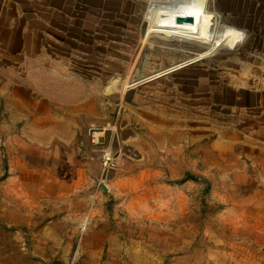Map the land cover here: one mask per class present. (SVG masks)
<instances>
[{"label":"rangeland","instance_id":"obj_1","mask_svg":"<svg viewBox=\"0 0 264 264\" xmlns=\"http://www.w3.org/2000/svg\"><path fill=\"white\" fill-rule=\"evenodd\" d=\"M11 1L29 53L6 63L46 66L53 116L85 113V133L68 195L5 182L1 159L0 264H264V0H209L257 43L206 58L148 36L146 0ZM110 121L115 137L91 145L87 128Z\"/></svg>","mask_w":264,"mask_h":264},{"label":"crops","instance_id":"obj_2","mask_svg":"<svg viewBox=\"0 0 264 264\" xmlns=\"http://www.w3.org/2000/svg\"><path fill=\"white\" fill-rule=\"evenodd\" d=\"M9 9L12 16L7 18ZM20 11V4L0 0V32L12 31L11 39H6L7 35L4 40L0 38V161L7 159L5 182L19 186L28 179L32 180L29 184L38 187V196L68 195V149L69 145L73 150L83 146L80 137L85 127H81L79 120L84 119L85 113L77 112L76 118L53 116L52 72L46 66H38L36 59H29L28 65L15 64L13 60L6 63L22 57L25 51L21 50L24 35L14 33ZM58 81L63 82L62 76H58ZM37 157L44 160L43 164H36Z\"/></svg>","mask_w":264,"mask_h":264},{"label":"bare ground","instance_id":"obj_3","mask_svg":"<svg viewBox=\"0 0 264 264\" xmlns=\"http://www.w3.org/2000/svg\"><path fill=\"white\" fill-rule=\"evenodd\" d=\"M171 18L181 20L173 23ZM186 18L193 23L185 24ZM143 21L148 36L164 42H188L193 49H202L201 58L218 54L249 56L257 43L255 36L222 23L210 10L209 0H146ZM10 263V256L1 261Z\"/></svg>","mask_w":264,"mask_h":264},{"label":"built area","instance_id":"obj_4","mask_svg":"<svg viewBox=\"0 0 264 264\" xmlns=\"http://www.w3.org/2000/svg\"><path fill=\"white\" fill-rule=\"evenodd\" d=\"M117 127H113V122H108L100 127L91 125L88 129L91 145L97 147L99 142L105 138H114ZM100 166L102 171L115 169L117 164L113 152L108 147L101 148Z\"/></svg>","mask_w":264,"mask_h":264},{"label":"water","instance_id":"obj_5","mask_svg":"<svg viewBox=\"0 0 264 264\" xmlns=\"http://www.w3.org/2000/svg\"><path fill=\"white\" fill-rule=\"evenodd\" d=\"M180 20H181V19H177V18H171V19H170V21L173 22V23H175V22H179ZM183 22H184L185 24H192V23H193V21H192L191 18H186V19L183 20ZM102 188H103V191H106V189H105L104 187H102Z\"/></svg>","mask_w":264,"mask_h":264}]
</instances>
